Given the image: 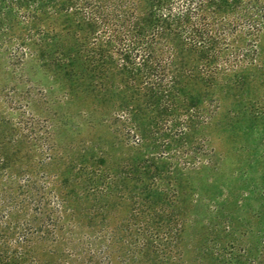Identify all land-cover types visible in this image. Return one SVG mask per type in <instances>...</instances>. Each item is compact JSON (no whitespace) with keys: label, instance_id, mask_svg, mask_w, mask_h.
<instances>
[{"label":"rangeland","instance_id":"1","mask_svg":"<svg viewBox=\"0 0 264 264\" xmlns=\"http://www.w3.org/2000/svg\"><path fill=\"white\" fill-rule=\"evenodd\" d=\"M34 26L0 34V161L16 178L3 185L16 205L8 264H264V29L239 82L211 81L191 52L181 90L158 105L80 58L53 62ZM99 167L104 195L84 181ZM147 208L169 233L129 257ZM102 230L131 237L95 262L74 252Z\"/></svg>","mask_w":264,"mask_h":264},{"label":"trees","instance_id":"2","mask_svg":"<svg viewBox=\"0 0 264 264\" xmlns=\"http://www.w3.org/2000/svg\"><path fill=\"white\" fill-rule=\"evenodd\" d=\"M14 25L26 26L30 33L36 25L34 34L42 37L53 62L71 66L80 58L107 74L106 78L113 73L120 83L146 90L153 104L162 105L181 90L180 59L191 52L199 56L201 68L211 81L239 82V71L252 63L257 52L264 29V1L0 0V34ZM129 114L128 109L119 111L122 117ZM130 130L136 131L135 126ZM140 170L144 173L146 168ZM130 171L136 173V169ZM110 177L100 167L87 168L84 181L104 195ZM14 178L1 160L0 264H8L13 254V244L8 246L3 240L9 231L8 215L16 205L3 185ZM147 209V226L128 244L129 257L137 251L142 255L147 250L152 252L169 233H160L155 225L164 216ZM46 225L54 227L55 223L47 220ZM123 234L131 237L129 232L99 231L82 240L74 252L80 251L88 262H95L103 259L101 255Z\"/></svg>","mask_w":264,"mask_h":264}]
</instances>
